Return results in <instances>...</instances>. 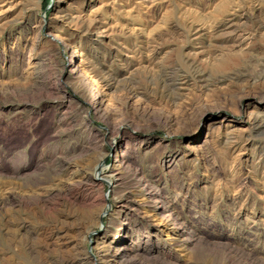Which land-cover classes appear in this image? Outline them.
<instances>
[{
	"label": "rangeland",
	"instance_id": "374dc122",
	"mask_svg": "<svg viewBox=\"0 0 264 264\" xmlns=\"http://www.w3.org/2000/svg\"><path fill=\"white\" fill-rule=\"evenodd\" d=\"M231 18L241 42L225 35ZM262 24L264 0L0 4V264L88 260L103 227H125L124 259L136 264H264V127L249 129L264 116ZM102 72L120 81L105 89ZM165 75L188 81L182 101L164 92ZM113 140L128 160L115 187L94 178L112 166ZM56 158L82 160L72 194ZM138 179L155 185L188 247L156 227ZM62 227L68 245L56 235L48 245Z\"/></svg>",
	"mask_w": 264,
	"mask_h": 264
},
{
	"label": "bare ground",
	"instance_id": "6f19581e",
	"mask_svg": "<svg viewBox=\"0 0 264 264\" xmlns=\"http://www.w3.org/2000/svg\"><path fill=\"white\" fill-rule=\"evenodd\" d=\"M8 3V0H0L1 5H5ZM57 16V15H56ZM58 17V16H57ZM60 20L66 21L69 19V16L62 15L59 16ZM96 21V20H95ZM238 22L235 20V18H231L226 23L224 29H225V35L227 36H237L239 41L241 42L244 37V32L240 30L239 25H237ZM261 26L264 27V24ZM240 30V32H239ZM96 39L95 40H101L103 36L107 35V29L104 27L100 30H98L96 33ZM94 35V36H95ZM56 36V35H54ZM55 38V37H53ZM57 39V38H55ZM59 40V38H58ZM237 45L239 43H236ZM82 51V50H81ZM82 56V54H81ZM83 57V56H82ZM83 63L86 61L82 60ZM264 68V67H263ZM80 66L73 69L71 73L74 76L81 75L79 73ZM261 75L264 74V70H262ZM101 80L103 82V87L105 89H110L113 85H116L120 80L116 79L115 75L110 76L105 73H101ZM163 82V89L166 95H168L170 98L173 99L175 102L182 101L183 98L186 96V91L188 90V81L183 79H171L170 76L165 75V77L162 79ZM58 86L57 83H46V87H53ZM100 96H103L102 92H99ZM135 96H137L138 92H133ZM97 98L93 99L94 107L96 108L101 104V100H96ZM69 114V110L65 109L61 113L62 117H66V115ZM61 120V119H60ZM250 122V128L252 131H260L264 127V116L261 114H256L249 118ZM227 141L229 144V148L231 150H240L242 149V134L240 133V129L238 128H232L227 132ZM113 145L115 146V155H114V162L111 167L105 166L103 163H100L95 168V182L100 183L102 180H104L105 177H113L114 179H110L109 183L112 185V187H115L117 184L119 178L123 175L125 172V169L127 168V159L126 157L121 153L120 149V141H112ZM57 159V162H59V170L60 172H68L70 174L69 179L64 181V188L67 194H72L74 191L78 189V187L81 186L83 179H86V173L84 170H82V160L78 159ZM59 160V161H58ZM143 178V177H142ZM138 186H137V192L142 197V200L144 203H147L152 207V210H154V214L160 219V222L156 224V227H164L168 229V231H171L170 236L168 237L169 241H176L178 243V246L182 249L183 247H188V241H190V238L188 237H181V233H183V230L185 227L182 223H178L177 218L175 217L174 212L171 211V208L167 205H164V198L162 195H160L159 192H156L154 189V184H148L146 181L142 179H138ZM125 225V224H124ZM67 229V228H66ZM64 227L60 229L59 232L50 233L48 237V245L51 244V237L56 235L59 236L62 240H64L65 235L68 233V230H66ZM125 227H120L119 232L115 234H110V231L107 227H103L100 230V237L97 239L94 244L93 249L95 251L94 254L91 255L88 260H86L84 257H73L75 264H136L134 260H125L124 255H126V249H127V232L123 233V230ZM54 230V229H53ZM156 233H158V230H156ZM157 235V234H156ZM174 235H177V237H173ZM51 236V237H50ZM155 236V235H154ZM146 238H151L153 235L145 236ZM139 238V236L137 237ZM136 240V239H135ZM63 244H67L70 241L64 240ZM92 249V250H93ZM77 262V263H76Z\"/></svg>",
	"mask_w": 264,
	"mask_h": 264
}]
</instances>
